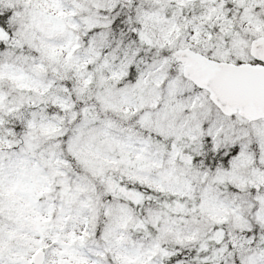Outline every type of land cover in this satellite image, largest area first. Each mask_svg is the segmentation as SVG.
<instances>
[{
    "label": "clouds",
    "instance_id": "clouds-1",
    "mask_svg": "<svg viewBox=\"0 0 264 264\" xmlns=\"http://www.w3.org/2000/svg\"><path fill=\"white\" fill-rule=\"evenodd\" d=\"M0 264H264V0H0Z\"/></svg>",
    "mask_w": 264,
    "mask_h": 264
}]
</instances>
